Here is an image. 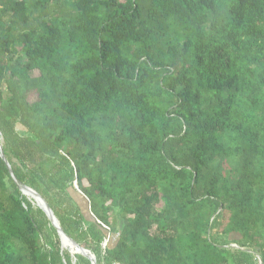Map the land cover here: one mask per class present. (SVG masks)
Here are the masks:
<instances>
[{"label": "trees", "instance_id": "1", "mask_svg": "<svg viewBox=\"0 0 264 264\" xmlns=\"http://www.w3.org/2000/svg\"><path fill=\"white\" fill-rule=\"evenodd\" d=\"M0 139L97 264L264 263V0H0ZM27 196L0 264H91Z\"/></svg>", "mask_w": 264, "mask_h": 264}, {"label": "water", "instance_id": "2", "mask_svg": "<svg viewBox=\"0 0 264 264\" xmlns=\"http://www.w3.org/2000/svg\"><path fill=\"white\" fill-rule=\"evenodd\" d=\"M0 157L5 162V165H6L7 169H8L10 177L16 183L17 187L21 190L22 194H24V195L32 194L34 196V199L41 203L39 205V208L42 209V211L45 213V215L49 219L51 225L56 229V231H57V233H58V235L60 237V240H61L62 248L67 249L71 253H78V254L83 255L84 257H86L87 259L90 260L91 264H97L96 263V258L94 256V254L91 253L90 250L80 246L76 241H74L71 237H69L63 231V229L61 228V226L59 224L58 219L54 215L52 209L47 204L45 199L38 192H36L34 189H32L31 187L23 184L22 182H20L16 178V176L14 175L13 170H12V168H11V166H10V164H9L8 160L6 159V156L4 154V150H3V145H2L1 139H0Z\"/></svg>", "mask_w": 264, "mask_h": 264}, {"label": "rangeland", "instance_id": "3", "mask_svg": "<svg viewBox=\"0 0 264 264\" xmlns=\"http://www.w3.org/2000/svg\"><path fill=\"white\" fill-rule=\"evenodd\" d=\"M30 196V195H29ZM28 197V196H27ZM29 198V197H28ZM29 200L32 202L33 208L34 210H37V208H39V206L36 204V202L34 201V199H31V196L29 198ZM154 230V229H153Z\"/></svg>", "mask_w": 264, "mask_h": 264}, {"label": "built area", "instance_id": "4", "mask_svg": "<svg viewBox=\"0 0 264 264\" xmlns=\"http://www.w3.org/2000/svg\"><path fill=\"white\" fill-rule=\"evenodd\" d=\"M232 246H236L235 244H232ZM110 264H120L118 262H112ZM257 264H264L260 259H258V263Z\"/></svg>", "mask_w": 264, "mask_h": 264}, {"label": "bare ground", "instance_id": "5", "mask_svg": "<svg viewBox=\"0 0 264 264\" xmlns=\"http://www.w3.org/2000/svg\"><path fill=\"white\" fill-rule=\"evenodd\" d=\"M27 195H30L33 199H34V196L32 194H27ZM34 201L36 202V204L39 206L41 203L37 200L34 199Z\"/></svg>", "mask_w": 264, "mask_h": 264}]
</instances>
